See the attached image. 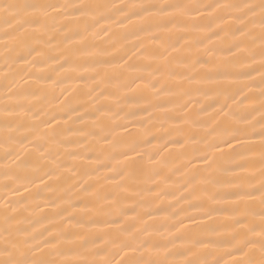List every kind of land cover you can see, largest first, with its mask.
<instances>
[{
    "label": "snow or ice",
    "instance_id": "snow-or-ice-1",
    "mask_svg": "<svg viewBox=\"0 0 264 264\" xmlns=\"http://www.w3.org/2000/svg\"><path fill=\"white\" fill-rule=\"evenodd\" d=\"M0 89V264H264V0H0Z\"/></svg>",
    "mask_w": 264,
    "mask_h": 264
},
{
    "label": "bare ground",
    "instance_id": "bare-ground-1",
    "mask_svg": "<svg viewBox=\"0 0 264 264\" xmlns=\"http://www.w3.org/2000/svg\"><path fill=\"white\" fill-rule=\"evenodd\" d=\"M115 2L117 3H123V2H127V0H115ZM204 2H212V0H204ZM0 91H2V89H0ZM223 146V145H222ZM177 151V149H173V152L175 153ZM198 166L203 167L204 165L202 164V162H198ZM0 181H3V177H0ZM31 187V185L29 186ZM42 187V186H41ZM21 192L23 193V195H27L26 192H23V189H21ZM51 196V192L47 189L44 190V192L42 193V197L47 198ZM10 197L13 199H19L20 197L16 194V193H10ZM195 213V209L192 210ZM219 255H224L223 252L219 253ZM225 259H228L227 256H224ZM117 259H119V257H117Z\"/></svg>",
    "mask_w": 264,
    "mask_h": 264
}]
</instances>
